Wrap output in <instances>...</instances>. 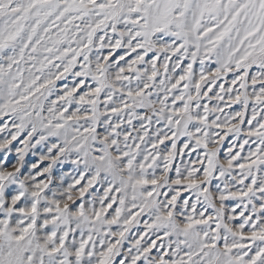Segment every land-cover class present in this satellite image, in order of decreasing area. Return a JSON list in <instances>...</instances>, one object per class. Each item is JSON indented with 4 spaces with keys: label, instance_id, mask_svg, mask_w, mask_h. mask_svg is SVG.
<instances>
[{
    "label": "snow or ice",
    "instance_id": "obj_1",
    "mask_svg": "<svg viewBox=\"0 0 264 264\" xmlns=\"http://www.w3.org/2000/svg\"><path fill=\"white\" fill-rule=\"evenodd\" d=\"M0 121V264H264V0H0Z\"/></svg>",
    "mask_w": 264,
    "mask_h": 264
},
{
    "label": "rangeland",
    "instance_id": "obj_2",
    "mask_svg": "<svg viewBox=\"0 0 264 264\" xmlns=\"http://www.w3.org/2000/svg\"><path fill=\"white\" fill-rule=\"evenodd\" d=\"M117 27H118V28H122L123 25H118ZM98 34H102V33H98ZM108 35H109V36H112V35H113V34L111 33V30H110V29H108ZM106 39H107V37H106ZM104 51H105V54H106L107 51H108V49H105ZM121 51H123V49L118 50V51H117V54H119V52H121ZM134 56H135V53H133V57H134ZM149 56H151V53L149 54ZM146 59H148V58H146ZM173 59H175V58H173ZM185 63H187V61H186ZM122 64H123V62H122ZM159 65H160V62L158 61V65H157V66L159 67ZM145 66H147V65H141L140 67H145ZM210 66L213 67V68L215 67V65H210ZM170 67H171V64H170ZM194 69L197 71V75H198L199 64L194 65ZM160 71H161V73H163V69H162V68H160ZM177 72H179V70H177ZM162 78H163V75L157 77V83H158L159 80L162 79ZM230 78H231V74H229L228 79H230ZM69 79H71V77H69ZM58 83H60V82H58ZM237 87H238V86H237ZM180 88H181V89L183 88V83L180 85ZM149 90L151 91V89H149ZM209 95H211V93H209ZM53 98H54V97H53ZM203 102H205V101H202V103H203ZM215 103H216V101L213 100L212 103H211L209 106L211 107V106H212L213 104H215ZM180 104H181V102H177V106H180ZM86 107H87V106H86ZM233 108H239V105H234ZM74 109H75V106H73L72 108H70V111H71V110H74ZM101 110H103V105H101ZM232 110H233V109H226L225 111H232ZM138 111H141V110H138ZM142 114H143V113H142ZM5 119H8V118H5ZM101 119L103 120V119H105V118H104V117H101ZM115 119H116V117H113V120H115ZM3 122H4V121H0V126H2ZM81 123H83V122H81ZM133 123H134L135 125H137V127L139 126V121L134 120ZM122 127H127L126 123H125V125H123ZM153 127H156V126L154 125ZM103 130H104L103 127H100V128L98 129V131H101V132H102ZM166 130H167V129H165V131H166ZM6 134H7V133H0V139H2L3 136L6 135ZM135 135H136V132L133 131V136H135ZM21 138H23V134H22ZM231 139H232L231 136H229V138L225 140V144H224V146L221 148V151H220V157H221V159L224 158V154H225V151H226V147H227L228 143L231 141ZM184 142H187V138H186V137H182V138L180 139V141L177 142V143H178V146H182V144H183ZM166 143H170V141H166ZM193 143H194V142H193ZM20 146H21V145L19 144V141H14V142H13V145H12L13 149H15L16 147H20ZM141 147L143 148L144 145H141ZM149 147H150V146H149ZM32 151L39 152L40 149H39V147H38L37 149H34V150H32ZM32 151H30V152L28 153V155L25 157L26 161L29 162V163L35 162V161L38 159V157L32 155ZM185 151L187 152V151H189V150L186 149ZM198 151H201V152H202V150H198ZM190 159L193 160V161L196 160V159H197L196 153H192V154H191V157H189V156H187V155H185V156H183V157L177 156L176 159L173 161V172H170L169 175L172 176V177H174V175H175V173H174V169H175V167H176V166H181V165H183V164H188V162H189ZM9 160H10L11 162H14V160H15V153H14V152H13L12 156L9 157ZM48 163H49V161H44V163L41 165V167L47 165ZM160 166H161V168L163 167L162 162H160ZM74 167H75L74 165H71V164H69V163H65V164H59V163H58L57 165H55V166L53 167V171H52L53 183H52L51 187H55V186L59 183L58 177L61 175V173H71V175H67V176H65V179H64V182H63L65 187H67L68 184L72 183V176L76 175V173L73 172V168H74ZM189 167L201 168L202 166H201L200 164H194V165H189ZM149 171H151V169H149ZM157 173H159V169L157 170ZM198 175H200V173H198ZM81 183H82V184H83V183H86V181H82ZM212 183H213V185H215L216 183H218V181H213ZM79 187H80V185H77V186H76V189L78 190ZM98 187H99V184H97V185H95L93 188L89 189V192L85 194L84 200H88V199H90L91 196H90L89 194H90V193H96ZM174 187H175V186H174ZM165 190H166V189H165ZM213 190H214V189H213ZM101 192H102V190H101ZM114 194H115V193H112V195H114ZM74 195L76 196L77 203H79V202H80V198H79V196H78V192L74 191ZM170 195H171V194H170ZM189 195H190L189 192H184V191H182V193H181V199L186 198V197L189 196ZM161 198H163V197H161ZM178 203H179V201H178ZM226 204H227V206H228L229 208H231V207L235 204V201H231V200H229V201L226 202ZM96 207H97V209L99 208V204H98V203H97ZM115 207H117V205L114 204V205H113V208H115ZM197 208H198V211H199V210H202V206H201V205H198ZM240 210H241L240 208H237V213H239ZM136 211H138V209H133V212H136ZM209 212H211V209H209ZM111 214H112V209H109V210H108V213H107L106 215L110 217ZM126 214H127V213H125V215H126ZM138 219L140 220V223L137 225V224H135V222H134V226H132V227L130 228L129 232L126 234V239H125L124 242H123L122 251H126L127 248L131 246V239H132L133 237H136V235H137L138 232H142V231L144 230V229H143V221L147 219V216L142 214L140 217H138ZM113 230H114V231H115V230H118V226L114 225V226H113ZM109 239H112L113 242H114V240H115V238H112V237H109ZM142 243H143V242H142ZM158 243H159V242H158ZM154 251H155V250H154ZM119 259H120V257H117V258H116L117 261H118Z\"/></svg>",
    "mask_w": 264,
    "mask_h": 264
}]
</instances>
